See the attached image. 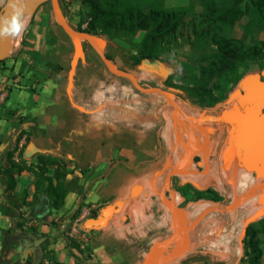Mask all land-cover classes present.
<instances>
[{"label":"crops","instance_id":"1","mask_svg":"<svg viewBox=\"0 0 264 264\" xmlns=\"http://www.w3.org/2000/svg\"><path fill=\"white\" fill-rule=\"evenodd\" d=\"M26 16V30L0 62L6 90L0 102V264H145L174 230L165 181L182 158L187 121L161 94L111 73L89 43H82L72 72L76 43L48 0ZM102 37L118 67L145 87L165 86L168 72L157 70L168 68L165 63H135L127 59V43ZM253 102L240 83L224 103L196 107V163L172 182L189 218L203 215V222L226 232L205 237L169 264L189 255L227 264L225 255H245L247 227L264 217V168L251 167L240 140ZM40 157L66 164L67 193L58 208L48 182L38 189L29 168L37 169ZM53 173L49 167L46 175ZM104 207L105 224L85 228Z\"/></svg>","mask_w":264,"mask_h":264},{"label":"trees","instance_id":"2","mask_svg":"<svg viewBox=\"0 0 264 264\" xmlns=\"http://www.w3.org/2000/svg\"><path fill=\"white\" fill-rule=\"evenodd\" d=\"M51 2V1H50ZM88 6L90 20L86 28L76 27L78 30L90 32L96 36H108L110 38H134L143 33L141 41L137 42V53H134V62L143 60L155 62L159 60V50L169 37L176 35L180 26L184 23V17L188 6L181 5L169 7L166 0H83ZM244 15L248 21L245 31L251 33L255 29L264 26V0H210L205 3L204 18L210 23L216 20L235 24ZM215 32V31H213ZM206 32L207 36L213 33ZM215 35V34H214ZM216 36V35H215ZM217 46L219 64L216 68L222 76L231 78L232 85H236L245 72L250 69V61L264 60V41H257L251 46H244L235 39L214 37ZM85 43H88L86 40ZM111 57L110 55H108ZM264 67V63H263ZM163 88L169 89L164 83ZM227 94L222 95L226 98ZM204 106H214L220 99L208 94ZM19 166V165H18ZM34 167H29L37 176L36 186L48 182L46 190L54 198V206L60 207L65 199L67 190L64 178L67 173L66 164L60 159L40 157V162ZM49 167H54L53 177L56 184L53 185V177L47 176ZM24 167L19 166V169ZM205 194L197 192V197ZM264 231V217L251 223L246 229L244 244L246 254L251 264H263L262 247L258 234Z\"/></svg>","mask_w":264,"mask_h":264},{"label":"rangeland","instance_id":"3","mask_svg":"<svg viewBox=\"0 0 264 264\" xmlns=\"http://www.w3.org/2000/svg\"><path fill=\"white\" fill-rule=\"evenodd\" d=\"M208 1L210 0H166L169 7L186 5L188 10L184 17V23L180 26L176 35L169 37L159 50V60L165 63L170 70L165 83L177 95L179 102L193 112L197 106L206 107L204 103L207 102L208 94L220 99L214 105L216 106L224 103L232 96L242 79L256 76L264 80V60L250 61V69L245 72L244 77L236 85H232V79L222 76L217 70L216 63L219 64V60L216 54L217 46L214 37L215 39L216 37L235 39L244 46H251L257 41H264V26L255 29L251 33L246 32L245 25L248 21L246 15L233 25L219 20L210 23L204 18L205 3ZM215 1L219 2L221 0ZM60 2L67 18L82 28L88 26L90 13L83 0H60ZM209 30L215 32L207 36L206 32ZM142 37L143 33L137 34L134 38H117L128 44V60L134 61L133 55L138 51L136 45ZM5 92V89L0 88V93ZM224 94H227L226 98H222ZM173 187L176 188V184H173ZM204 224V231L208 232L213 228L210 221L205 220ZM213 236L215 234L206 237ZM258 237L263 251L261 261L264 264V231H261ZM203 256L221 257L222 255ZM225 257H229V260L226 261L227 264H251L246 252L245 255H225ZM205 263L211 264L204 258L192 260L191 255H189L173 264Z\"/></svg>","mask_w":264,"mask_h":264},{"label":"water","instance_id":"4","mask_svg":"<svg viewBox=\"0 0 264 264\" xmlns=\"http://www.w3.org/2000/svg\"><path fill=\"white\" fill-rule=\"evenodd\" d=\"M53 11L58 23L63 27L65 32L75 41L76 52L72 64V72H74L78 61L82 55L83 42L86 40L96 52L100 55L107 68L116 76L127 78L137 89L142 92H156L161 94L166 101L174 107L176 112L181 114L187 121V127L181 137V146L183 155L180 162L174 164L166 175L165 188L169 194L167 207L174 222L173 232L162 239L152 250L145 264H169L185 254H187L193 246L195 239L194 231L197 225L203 220L204 216L199 215L196 218H189L184 207L177 202V192L173 187V177L188 175L196 163V122L198 118L195 112L183 106L177 95L170 89L163 87H145L141 84L134 72L124 70L116 65L114 60L105 52V43L102 36H96L87 31H81L73 27L68 21L66 14L63 11L60 0H51ZM7 1L1 8L0 15L4 14ZM14 37H4L3 43L0 46V61H3L9 56L14 47ZM147 62L152 63L147 60ZM166 69L169 73V68L160 65L157 70L162 72ZM166 74V77L168 75ZM242 88L251 93L254 97V102L248 106L246 120L240 133L241 145L243 147L246 160L251 167L258 170L264 168V80L256 76H251L242 79L240 82ZM70 90V89H69ZM264 178V177H263ZM264 183V181H263ZM109 217V207H104L100 215L90 217L84 222L87 229L99 228L105 224ZM43 238L35 240L38 246L42 243Z\"/></svg>","mask_w":264,"mask_h":264},{"label":"clouds","instance_id":"5","mask_svg":"<svg viewBox=\"0 0 264 264\" xmlns=\"http://www.w3.org/2000/svg\"><path fill=\"white\" fill-rule=\"evenodd\" d=\"M5 0H0L3 5ZM25 0H7L4 14L0 15V37L20 38L27 27Z\"/></svg>","mask_w":264,"mask_h":264},{"label":"bare ground","instance_id":"6","mask_svg":"<svg viewBox=\"0 0 264 264\" xmlns=\"http://www.w3.org/2000/svg\"><path fill=\"white\" fill-rule=\"evenodd\" d=\"M41 0H25V5H26V13L25 15H28L30 13L33 12V10L35 9L36 5L40 2ZM4 40V37H0V46L2 45ZM20 38H15L16 43L19 42ZM15 45V44H14ZM17 46V45H16ZM14 49V48H13ZM181 117H183L181 114H179ZM184 118V117H183ZM185 119V118H184ZM186 120V119H185ZM262 186L264 187V183L262 184ZM204 222L202 221L201 223H199L197 225V227L195 228L194 231V235H195V239L193 242V246L192 249L201 241L204 240V238L207 235H211V234H217L219 231H216L215 229L211 228L208 232L204 231ZM223 226V225H222ZM213 227V226H212ZM225 228V226H223ZM224 232H219L218 234H223ZM219 236V235H218Z\"/></svg>","mask_w":264,"mask_h":264},{"label":"built area","instance_id":"7","mask_svg":"<svg viewBox=\"0 0 264 264\" xmlns=\"http://www.w3.org/2000/svg\"><path fill=\"white\" fill-rule=\"evenodd\" d=\"M4 97H5V93H0V102L4 99ZM83 217H84V215L81 218H83Z\"/></svg>","mask_w":264,"mask_h":264}]
</instances>
